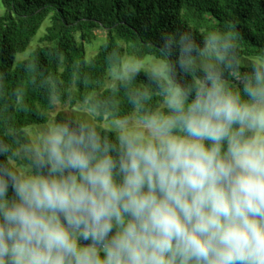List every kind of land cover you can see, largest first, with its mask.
<instances>
[{"label": "clouds", "instance_id": "9594fccd", "mask_svg": "<svg viewBox=\"0 0 264 264\" xmlns=\"http://www.w3.org/2000/svg\"><path fill=\"white\" fill-rule=\"evenodd\" d=\"M157 47L167 111L0 134V264H264V51L217 30Z\"/></svg>", "mask_w": 264, "mask_h": 264}, {"label": "trees", "instance_id": "16d2710c", "mask_svg": "<svg viewBox=\"0 0 264 264\" xmlns=\"http://www.w3.org/2000/svg\"><path fill=\"white\" fill-rule=\"evenodd\" d=\"M0 1V134L43 124L56 102L85 106L98 122L138 117V103L145 111H167L150 69L101 87L111 70L121 72L126 55L164 59L157 45L167 31L191 30L198 37L226 31L236 37L241 58L264 51V0ZM47 19L39 44L19 58ZM99 29L104 40L88 59L86 45ZM173 76L185 82L178 69ZM65 118L60 111L55 119Z\"/></svg>", "mask_w": 264, "mask_h": 264}, {"label": "rangeland", "instance_id": "374dc122", "mask_svg": "<svg viewBox=\"0 0 264 264\" xmlns=\"http://www.w3.org/2000/svg\"><path fill=\"white\" fill-rule=\"evenodd\" d=\"M1 12H2V6H1V1H0V13ZM48 23H49L48 19L44 21V23L42 24V26L39 30V33L36 35L34 40L31 42L27 51L22 53V54H19V58H26L29 55V53L31 51H33L34 48L39 44V38L45 33L46 26L48 25ZM96 33H97V38L94 39V41L92 43L86 45V48H87L86 49V55H87L88 59L92 58V56L96 53V51L98 50V47L103 42L104 37H105V32L101 29L97 30ZM250 58H251V56H244V57H242V61L250 59ZM132 60H138V59H136L133 56L126 55L125 58L123 59L122 65H121V72H119L115 69L111 70L109 72V77L105 79V81L101 84V87L111 86L117 78L123 76L124 75V74H122L123 73V65L129 61H132ZM161 60L162 59L155 58L154 56H146L143 60H138V61L141 62V65H142L141 69H150L151 70L152 66ZM60 111L65 113L68 118H73V117L83 118V117L87 116L88 118L93 119L96 123H100L103 127L109 128V129L111 128L112 122L115 121V120H109V119L105 118L103 121L98 122L96 120L95 114L90 109H88L87 107L79 106V105L72 107L68 103L62 104L60 102H56L54 108L49 111V120L55 119L58 112H60ZM135 118H137V117H132L130 119H135ZM39 126L40 125H35L33 127H39Z\"/></svg>", "mask_w": 264, "mask_h": 264}]
</instances>
